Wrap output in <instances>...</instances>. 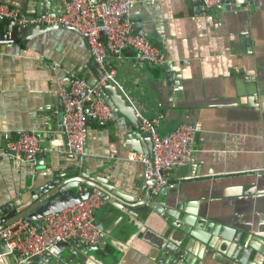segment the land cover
I'll return each mask as SVG.
<instances>
[{
	"label": "crops",
	"instance_id": "0c3cea01",
	"mask_svg": "<svg viewBox=\"0 0 264 264\" xmlns=\"http://www.w3.org/2000/svg\"><path fill=\"white\" fill-rule=\"evenodd\" d=\"M0 1L41 16L47 0ZM234 3L205 13L199 0H137L130 13L136 32L169 60L158 66L125 51L117 64L122 89L105 88L115 116L88 121L85 153L74 163L63 153L59 89L70 83L68 71L98 76L85 39L69 27L0 21V34L10 25L0 44V209L30 203L35 189L56 178L90 175L112 194L96 213L103 231L97 247L70 240L58 259L19 262L11 254L0 264H264V0ZM61 12L60 0H50L47 15ZM119 102L163 114L162 135L201 122L193 157L171 172L162 196L178 225L155 210L153 197L147 201L143 164L129 154L149 151L150 141ZM3 130L39 133L50 151L36 172L12 162Z\"/></svg>",
	"mask_w": 264,
	"mask_h": 264
},
{
	"label": "built area",
	"instance_id": "2783aa9c",
	"mask_svg": "<svg viewBox=\"0 0 264 264\" xmlns=\"http://www.w3.org/2000/svg\"><path fill=\"white\" fill-rule=\"evenodd\" d=\"M62 12L55 16H29L21 9L0 1V21L9 19L18 24L54 25L77 30L85 39L99 74L88 80L70 72V83L59 89L62 118L58 126L65 139L63 153L69 163L76 162L85 153L90 119L102 122L115 116L114 108L105 98V88L111 83L122 89L117 64L125 51L132 49L142 61L158 66L169 58L163 48L144 34L136 32L137 21L130 13L137 0H60ZM205 13L234 6V0H202ZM57 113L58 111L55 110ZM138 128L151 138L150 151L129 154L132 160L143 164V176L150 182L151 193L158 194L170 181L171 172L186 165L196 150V135L201 122L181 123L168 134L158 131L163 114L147 116L135 109ZM6 154L16 166L28 164L37 170L39 156L50 151L42 144L38 132L13 134L3 130ZM111 200L107 191L94 187L89 197L72 207L42 218L41 228L25 218L0 229V263L6 255H19V262L34 257L62 256V246L76 240L84 246L97 247L103 231L96 222L97 210ZM5 243L7 248L1 249Z\"/></svg>",
	"mask_w": 264,
	"mask_h": 264
},
{
	"label": "water",
	"instance_id": "95a60500",
	"mask_svg": "<svg viewBox=\"0 0 264 264\" xmlns=\"http://www.w3.org/2000/svg\"><path fill=\"white\" fill-rule=\"evenodd\" d=\"M46 1V0H44ZM202 2V0H199ZM46 8L41 12V16L44 17L47 15V11L50 6V0L46 1ZM5 22H11L10 20ZM5 31L0 34V44L5 43L4 41L8 40V31L10 29V25L7 23ZM13 25V23H10ZM30 29L35 30L36 28H43L41 25H29ZM35 28V29H34ZM19 42V41H18ZM147 62V61H146ZM151 63V62H147ZM107 86H113V84L109 83ZM110 104V103H109ZM112 106V104H110ZM119 105L120 110L125 112L130 118L133 116L136 117L135 108L133 106L128 105L127 103L123 104L121 102L117 103ZM136 122L138 123L137 117ZM145 138L150 141V149H151V138L150 135L145 134ZM150 151V150H149ZM154 180L147 182V185L152 186ZM94 187L101 188L108 193L111 192L108 187L99 184V182L95 181L90 175H87V178H83V181L77 180L74 182H65L61 178H56L51 182L47 183L45 186L40 187L41 189H35L33 193V198L30 203L22 202H11L4 208L0 209V229L15 222L20 218H25L31 222H33L36 228H41L42 226V218L48 214L55 213L67 209L69 207L74 206L82 200H85L89 197L92 189ZM107 188V189H106ZM167 186L161 189L158 194L151 193L150 189L147 190V201L149 198L153 197V201L156 202L155 210L162 212L165 211L169 215V219L171 220L173 225H178L172 216L179 217L178 212L171 210L170 208H166L164 205V201L162 200V196L166 194ZM144 203V202H142ZM152 208H148L151 210ZM184 230V229H182ZM1 247H6L7 245L3 243ZM19 257V255H18ZM51 258H55L53 256H49ZM36 258V257H34ZM56 259V258H55Z\"/></svg>",
	"mask_w": 264,
	"mask_h": 264
}]
</instances>
